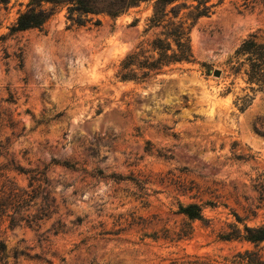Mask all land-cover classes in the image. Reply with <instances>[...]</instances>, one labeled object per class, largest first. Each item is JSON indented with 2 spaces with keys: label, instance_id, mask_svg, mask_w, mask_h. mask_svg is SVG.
<instances>
[{
  "label": "rangeland",
  "instance_id": "374dc122",
  "mask_svg": "<svg viewBox=\"0 0 264 264\" xmlns=\"http://www.w3.org/2000/svg\"><path fill=\"white\" fill-rule=\"evenodd\" d=\"M28 1L0 4V264L264 260V242L220 238L264 223V92L240 110L247 85L227 65L264 42V3L224 0L191 30L194 63L137 83L115 76L156 33L149 5L80 27L63 9L10 34ZM36 173L37 198L7 205ZM192 204L202 220L179 213Z\"/></svg>",
  "mask_w": 264,
  "mask_h": 264
},
{
  "label": "trees",
  "instance_id": "16d2710c",
  "mask_svg": "<svg viewBox=\"0 0 264 264\" xmlns=\"http://www.w3.org/2000/svg\"><path fill=\"white\" fill-rule=\"evenodd\" d=\"M10 0H0L6 5ZM224 0H29L25 9L18 13L9 33L15 34L28 30H40L61 10L66 11V20L75 26H84L92 22L93 17L107 16L116 19L130 9L147 4L151 14L146 20L145 33L156 31L147 43H141L121 61L116 78L122 82H145L149 77L160 74L164 69L178 64L194 63L190 33L197 21L209 17L214 9ZM250 3H264V0H252ZM95 25H100L96 20ZM229 73L240 76L247 85L248 94L240 98L239 109L244 110L252 101L251 95L264 92V42L256 40L255 35L243 40L227 61ZM68 169L74 165L57 163ZM15 170L22 174L35 171ZM36 173L29 180L30 191L10 196L13 203L7 205L22 208L37 198L41 190V180ZM43 183L45 179L43 178ZM34 184H37L34 187ZM15 190V189H14ZM18 190V189H16ZM179 213L189 220H202V211L198 205L179 206ZM239 221V218L236 217ZM224 241H243L254 246L264 242V223L258 227L243 226L242 230L234 228L232 232L221 235ZM230 264H264L257 252L237 253L229 260ZM191 264H211L209 261Z\"/></svg>",
  "mask_w": 264,
  "mask_h": 264
},
{
  "label": "water",
  "instance_id": "95a60500",
  "mask_svg": "<svg viewBox=\"0 0 264 264\" xmlns=\"http://www.w3.org/2000/svg\"><path fill=\"white\" fill-rule=\"evenodd\" d=\"M213 75H214V77H219L220 76V72L219 71H215Z\"/></svg>",
  "mask_w": 264,
  "mask_h": 264
}]
</instances>
